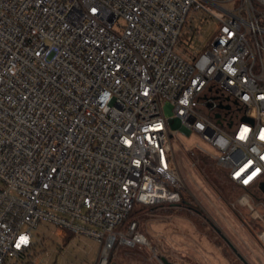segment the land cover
<instances>
[{
    "label": "built area",
    "instance_id": "1",
    "mask_svg": "<svg viewBox=\"0 0 264 264\" xmlns=\"http://www.w3.org/2000/svg\"><path fill=\"white\" fill-rule=\"evenodd\" d=\"M196 12L216 27L202 52ZM173 131L260 189L264 0H0V264H35L41 228L94 239L95 264L150 246L137 221L115 230L182 201Z\"/></svg>",
    "mask_w": 264,
    "mask_h": 264
},
{
    "label": "rangeland",
    "instance_id": "2",
    "mask_svg": "<svg viewBox=\"0 0 264 264\" xmlns=\"http://www.w3.org/2000/svg\"><path fill=\"white\" fill-rule=\"evenodd\" d=\"M185 30L191 32L192 41L195 42L192 48L202 52V48L210 43L216 27L207 16L196 12L192 18L189 16ZM181 48L185 49V46ZM196 143L209 148L197 136L188 137L181 131H173L172 144L185 184L183 199L186 202L136 205V220L127 219L115 232H126L127 224L137 221L138 230L147 238L150 246L128 247L118 242L112 250L109 264H156L150 260L153 256L151 247L168 260L181 264H238L237 255L227 247L220 232H229L227 225L225 226L228 229L222 228L226 217L232 219L241 231L245 230L241 226L240 217L233 210L232 203L237 198L249 197V193L226 180L219 179V184L209 167L199 166L188 151ZM258 195L262 197L259 193ZM257 200L264 202L256 197ZM259 210L264 215V209L261 207ZM256 225L259 231L263 229L260 221ZM44 230L45 228H41L40 232L34 230V234L42 239L36 247L39 252L33 258L35 264H95L100 244L94 239L69 235L62 243L51 230L44 237ZM218 238L223 247L228 248L229 257L216 248L215 242L219 241Z\"/></svg>",
    "mask_w": 264,
    "mask_h": 264
},
{
    "label": "crops",
    "instance_id": "3",
    "mask_svg": "<svg viewBox=\"0 0 264 264\" xmlns=\"http://www.w3.org/2000/svg\"><path fill=\"white\" fill-rule=\"evenodd\" d=\"M248 195L249 197L243 196L237 198L235 202L232 203L234 205L233 210L236 214L238 213L237 215L240 217L241 226L244 227L245 230L241 231L234 224L232 219L226 217L224 218L225 222H223V224H225L222 228H227L225 226L227 225L229 232H220V237L225 240L227 247L231 248L233 253L237 255L240 260H238V264H264V222L254 217V213L252 212L253 206L259 212L262 206L260 205L261 202L258 200L256 201V197L252 196L250 193ZM258 221L261 222L263 227L260 231L256 225ZM218 240L219 241L215 242L216 248L220 250L224 256L229 257L230 253L228 248L223 247L219 238Z\"/></svg>",
    "mask_w": 264,
    "mask_h": 264
},
{
    "label": "trees",
    "instance_id": "4",
    "mask_svg": "<svg viewBox=\"0 0 264 264\" xmlns=\"http://www.w3.org/2000/svg\"><path fill=\"white\" fill-rule=\"evenodd\" d=\"M194 159H195V162H197V164L199 166L203 165V166L209 167L211 169V172H213V176H215V178H216V180H217V182L219 184H220L219 179H222L223 181L226 180L227 182L233 184L232 182L229 181V179L227 177V174L225 173L223 167L221 165H219L217 163V161L212 160L211 158H209V157H207L205 155H198V156L194 157ZM241 189H243V188H241ZM244 190H247V189H244ZM251 193H253L254 196L257 197L258 199L264 200V193L260 189H255ZM258 193L260 194V196H262L261 198L259 197ZM181 202H186L183 199V197H182V201ZM129 218L130 219L132 218V220H136L135 219V209L129 214L128 219ZM38 252H39L38 248H35L34 257L37 256Z\"/></svg>",
    "mask_w": 264,
    "mask_h": 264
},
{
    "label": "flooded vegetation",
    "instance_id": "5",
    "mask_svg": "<svg viewBox=\"0 0 264 264\" xmlns=\"http://www.w3.org/2000/svg\"><path fill=\"white\" fill-rule=\"evenodd\" d=\"M150 260L155 261L156 264H181L179 262L168 260L166 256L162 255L159 251H156V254L153 253V256L150 258Z\"/></svg>",
    "mask_w": 264,
    "mask_h": 264
},
{
    "label": "water",
    "instance_id": "6",
    "mask_svg": "<svg viewBox=\"0 0 264 264\" xmlns=\"http://www.w3.org/2000/svg\"><path fill=\"white\" fill-rule=\"evenodd\" d=\"M223 108L229 109V106ZM260 190L264 193V183L260 186Z\"/></svg>",
    "mask_w": 264,
    "mask_h": 264
},
{
    "label": "snow or ice",
    "instance_id": "7",
    "mask_svg": "<svg viewBox=\"0 0 264 264\" xmlns=\"http://www.w3.org/2000/svg\"><path fill=\"white\" fill-rule=\"evenodd\" d=\"M93 11H95V9H93Z\"/></svg>",
    "mask_w": 264,
    "mask_h": 264
}]
</instances>
